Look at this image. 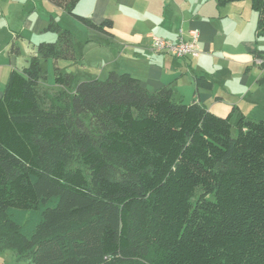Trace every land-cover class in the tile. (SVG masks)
Masks as SVG:
<instances>
[{
	"label": "trees",
	"instance_id": "trees-1",
	"mask_svg": "<svg viewBox=\"0 0 264 264\" xmlns=\"http://www.w3.org/2000/svg\"><path fill=\"white\" fill-rule=\"evenodd\" d=\"M113 36V21L75 12ZM244 0H219V4ZM256 36H264V0ZM0 97V252L33 264H264V120L227 116L150 90L129 72L78 82L44 107L42 59H74L73 32L53 18ZM264 83V49H256ZM55 83L73 74L55 67ZM196 87L213 89L204 75ZM86 117L89 122H86Z\"/></svg>",
	"mask_w": 264,
	"mask_h": 264
},
{
	"label": "crops",
	"instance_id": "crops-1",
	"mask_svg": "<svg viewBox=\"0 0 264 264\" xmlns=\"http://www.w3.org/2000/svg\"><path fill=\"white\" fill-rule=\"evenodd\" d=\"M232 3L219 4V0H80L75 12L95 23L111 19L113 36L84 28L85 39L73 33L75 58L58 60L69 67L82 66L76 67L73 73L65 72L75 75L79 82L90 80L88 75L81 74L89 73L87 70L92 66L107 75L111 71L129 72L150 90L172 87L176 99L184 103L204 104L223 117L234 109V120L239 113L253 119L255 110L250 107L245 110L241 103L252 98L254 93L257 96L260 93L258 78L261 73L256 77L250 73L252 65L259 66L261 61L254 58L256 48L249 37H244L248 35L245 19L240 17L234 21L230 17ZM58 10L61 9L49 0H0V97L14 69L27 67L41 43L58 40V32L46 30L52 18L59 23ZM80 25L83 24L73 25L76 32L83 31ZM191 29H199L201 33L199 57L178 58L152 51V34L176 40L181 32L188 37ZM197 75L213 81V89H198Z\"/></svg>",
	"mask_w": 264,
	"mask_h": 264
},
{
	"label": "rangeland",
	"instance_id": "rangeland-1",
	"mask_svg": "<svg viewBox=\"0 0 264 264\" xmlns=\"http://www.w3.org/2000/svg\"><path fill=\"white\" fill-rule=\"evenodd\" d=\"M230 13H231L230 17L233 18L234 21H236V18H240V17L245 19L246 25L248 27L246 31L248 32L247 33L248 35L244 37L246 38L249 37L250 39L249 41L252 43V46L255 47L256 49H264V36L258 37L255 34L258 14L251 7L250 1L244 0V1L232 3L230 5ZM56 17L58 18L59 24L63 29H70L73 32L74 31L73 29H75L73 25L74 24L79 25V23H76L77 21L75 22V20L72 19V17L65 10H62V9L58 10V12L56 13ZM80 26H82L83 31L76 32V29H75L73 33H77L78 38L85 39L87 37V33L85 31V29L87 30V27L83 25H80ZM249 27H250V30H249ZM62 60H58V62L57 60L53 58L41 60L42 79L40 82V90L42 92L44 107H48L52 104L62 105L64 102V98L70 95L72 87L76 86V84H78L79 82L78 78H76V76L74 75L72 86L63 87L55 83V77H56L55 67L56 66H59L63 72L71 71V73L75 71L76 67L82 68L80 64L75 67L74 66L69 67ZM87 71H89V73L81 74V75H88L89 78L87 79L104 80L108 77L107 74L101 73L100 68L98 67L95 68L92 66ZM260 73H261V69L258 66V64L252 65V71L250 73L251 76L256 77L258 74L260 75ZM263 84L259 85L260 93L258 96L256 93H254L252 95L253 96L252 98L248 99V101L243 100V102L241 103L242 107L245 110L247 107H250V109L255 110V114H254L255 116H253L255 118L253 119H256V120H264V85ZM256 88H258V86ZM85 119H86V122H89L88 117H86ZM233 133L234 134L237 133L236 123L234 119H233ZM0 264H33V263L31 261L18 260L14 250L12 248H7L4 251L0 252Z\"/></svg>",
	"mask_w": 264,
	"mask_h": 264
},
{
	"label": "built area",
	"instance_id": "built-area-1",
	"mask_svg": "<svg viewBox=\"0 0 264 264\" xmlns=\"http://www.w3.org/2000/svg\"><path fill=\"white\" fill-rule=\"evenodd\" d=\"M201 33L199 29L189 30L188 37L182 32L176 40L166 39L157 35H151V49L157 53H167L174 57H199L202 53L200 46Z\"/></svg>",
	"mask_w": 264,
	"mask_h": 264
}]
</instances>
